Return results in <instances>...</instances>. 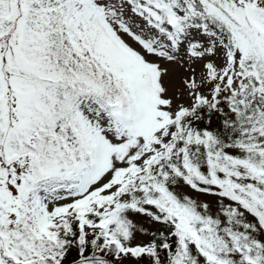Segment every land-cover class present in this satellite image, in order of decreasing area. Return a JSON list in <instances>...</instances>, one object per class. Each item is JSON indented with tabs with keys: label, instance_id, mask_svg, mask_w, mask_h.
I'll return each instance as SVG.
<instances>
[{
	"label": "snow or ice",
	"instance_id": "snow-or-ice-1",
	"mask_svg": "<svg viewBox=\"0 0 264 264\" xmlns=\"http://www.w3.org/2000/svg\"><path fill=\"white\" fill-rule=\"evenodd\" d=\"M0 264H264V0H0Z\"/></svg>",
	"mask_w": 264,
	"mask_h": 264
}]
</instances>
